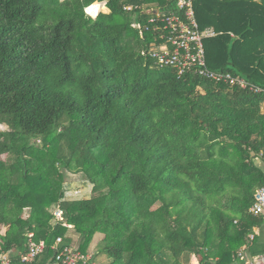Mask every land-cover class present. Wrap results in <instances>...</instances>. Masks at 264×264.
Instances as JSON below:
<instances>
[{"label":"trees","instance_id":"trees-1","mask_svg":"<svg viewBox=\"0 0 264 264\" xmlns=\"http://www.w3.org/2000/svg\"><path fill=\"white\" fill-rule=\"evenodd\" d=\"M179 3L0 0V255L11 264L88 254L99 234L93 258L108 264L264 254V214L250 213L264 188V94L158 66L154 34L136 25ZM193 6L201 29L221 33L205 41L209 67L264 88V0ZM63 171L94 196L67 198ZM30 233L46 248L26 263Z\"/></svg>","mask_w":264,"mask_h":264},{"label":"built area","instance_id":"built-area-1","mask_svg":"<svg viewBox=\"0 0 264 264\" xmlns=\"http://www.w3.org/2000/svg\"><path fill=\"white\" fill-rule=\"evenodd\" d=\"M180 13L171 15L157 14L152 16L143 28L146 33L154 34V41L149 51V56L155 60L161 68H171L177 72L178 77H184L187 73L221 84L238 86L242 90H250L256 94H264V88L248 83L246 80L233 76L231 73H222L212 70L207 61L205 41L215 38L218 33L212 29H201L194 11L193 0H180ZM130 11L132 8H125ZM250 213L254 216L264 214V188H260L255 195V204ZM61 211L57 213L61 218ZM28 251L22 256V261L29 263L41 255L46 245L44 242H36L34 234L28 235ZM254 239V236L251 237ZM59 238L54 249H59L62 244ZM1 264H11L8 254L0 255ZM240 264H264V254L251 257L247 253V247L238 252ZM53 264H96L93 255L74 251L70 247L59 250Z\"/></svg>","mask_w":264,"mask_h":264},{"label":"rangeland","instance_id":"rangeland-1","mask_svg":"<svg viewBox=\"0 0 264 264\" xmlns=\"http://www.w3.org/2000/svg\"><path fill=\"white\" fill-rule=\"evenodd\" d=\"M102 10L100 12L107 13L106 7L102 6ZM133 8V7H132ZM88 12V11H86ZM89 15L93 18V14L91 12H88ZM98 15V14H97ZM1 130H5V126L0 127ZM21 147V146H20ZM19 147V148H20ZM262 165V164H261ZM65 175V186L67 190V198L69 199H87V198H92L94 196L93 192V186L87 181V179L81 175V174H71L68 172L63 171ZM50 211L55 217V221L59 220L57 213L60 212L58 208H51ZM29 210H25L24 212V217L26 218L29 215ZM54 222V221H53ZM54 224V223H52ZM8 227H2L0 229V234L5 235ZM102 236L96 235L92 244L89 247L88 254L94 255L98 251L99 244L101 243ZM74 248L78 247V242L75 240V244L73 245ZM96 264H108L109 260L105 255H100L99 257L95 258ZM190 264H199V260L193 258L192 262Z\"/></svg>","mask_w":264,"mask_h":264},{"label":"crops","instance_id":"crops-1","mask_svg":"<svg viewBox=\"0 0 264 264\" xmlns=\"http://www.w3.org/2000/svg\"><path fill=\"white\" fill-rule=\"evenodd\" d=\"M102 6H104L105 7V4H101ZM206 29H212V30H214V31H216L214 28H206ZM217 32V31H216ZM218 33V32H217ZM219 35H221V33H218V36ZM217 36V37H218ZM216 38V37H215ZM212 39V38H211ZM263 230H264V227H263ZM260 231H261V229L260 228H254V233H253V236H254V238L255 237H258V236H260ZM260 243H264V238L262 239L261 238V241H260ZM251 244V243H250ZM247 247V253H248V255H252L253 256V253L255 252V251H258V249H261V245L259 244H255L254 245V247H250V245H248V246H246ZM234 264H240L239 263V261L237 260Z\"/></svg>","mask_w":264,"mask_h":264},{"label":"clouds","instance_id":"clouds-1","mask_svg":"<svg viewBox=\"0 0 264 264\" xmlns=\"http://www.w3.org/2000/svg\"><path fill=\"white\" fill-rule=\"evenodd\" d=\"M94 10H95V5H93V7H91V8L86 9V11H88V12H93Z\"/></svg>","mask_w":264,"mask_h":264}]
</instances>
